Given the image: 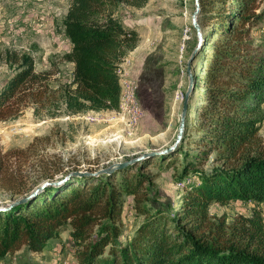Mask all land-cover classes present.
Listing matches in <instances>:
<instances>
[{
    "label": "trees",
    "instance_id": "trees-1",
    "mask_svg": "<svg viewBox=\"0 0 264 264\" xmlns=\"http://www.w3.org/2000/svg\"><path fill=\"white\" fill-rule=\"evenodd\" d=\"M148 1L70 0L62 27L71 45L64 56L73 64L71 83L52 89L49 74L37 72L30 57L11 58L16 71L0 85V122L16 120L27 105L37 119L117 111L121 65L139 44L136 30L123 27L117 13L122 5L140 9ZM258 1L198 0L202 37L192 61L201 57V63L190 70L198 96L196 140L175 153L182 161L174 179L183 190L174 213L152 204L146 190L155 176L145 173L147 167L163 171L173 155L147 157L104 178L71 176L0 207V260L22 247L43 251L69 225L81 248L79 264H264L258 217L232 227L209 214L215 204L264 202V154L254 118L264 104V53L253 42L262 18ZM8 184L16 190L10 204L39 186L23 191ZM124 198L143 221L121 243Z\"/></svg>",
    "mask_w": 264,
    "mask_h": 264
},
{
    "label": "rangeland",
    "instance_id": "rangeland-1",
    "mask_svg": "<svg viewBox=\"0 0 264 264\" xmlns=\"http://www.w3.org/2000/svg\"><path fill=\"white\" fill-rule=\"evenodd\" d=\"M258 2L262 18L253 42L264 53V0ZM69 3L70 0H0V85L16 71L11 58L18 60L23 56L33 60L37 72L49 74L52 89L71 83L73 64L64 59L71 45L62 27ZM195 5V0H149L140 9L119 7L117 17L123 27L134 29L139 35V49L128 55L120 73L122 91L133 93L138 112L131 104L121 102L117 111L37 119L27 105L16 120L0 122V167L4 178L0 184V207L16 197L9 182L24 191L42 185L48 178L57 180L74 173H99L104 178L126 162L173 155L163 171L147 167L145 173L155 176L153 185L146 190L152 204L174 213L173 207L178 206L183 190V184L174 179V166L179 170L182 161V156L175 153L196 140L192 126L197 118L198 96L192 90L184 130L177 142L189 84L187 70L201 63V57L189 61L197 45L191 23ZM254 118L264 154V104ZM144 154L147 157H142ZM211 165L210 158L204 169ZM209 214L214 221L221 219L232 227L258 217L264 233V202L215 204ZM142 221L131 200L124 198L119 242L128 240ZM71 231L65 225L43 251L34 253L22 247L0 260V264H79L81 248L72 239Z\"/></svg>",
    "mask_w": 264,
    "mask_h": 264
},
{
    "label": "water",
    "instance_id": "water-1",
    "mask_svg": "<svg viewBox=\"0 0 264 264\" xmlns=\"http://www.w3.org/2000/svg\"><path fill=\"white\" fill-rule=\"evenodd\" d=\"M196 2V5H195V11L193 12L192 16H191V23H192V26L193 28L195 29L196 31V34H197V45H196V48L194 49L191 57H190V60L189 61H192L193 58H194V54L195 52L197 51V48L199 47L200 45V42H201V31H200V27L197 23V15H198V12H199V3H198V0H195ZM187 73H188V76H189V84H188V88H187V91L185 93V96H184V100H183V104H182V110H181V114H180V120H179V125H178V136H177V142L181 139V135L183 133V130H184V124H185V117H186V113H187V109H188V99H189V96H190V93L192 92L193 90V77L191 75V72L190 70L188 69L187 70ZM147 154H144L142 157H147L146 156ZM149 156H151V154H149ZM140 161V158L139 159H136V160H133V161H129V162H126L124 164H121L119 166H116L115 167V170H119L121 168H124L126 166H129L131 164H136L137 162ZM111 172V171H110ZM108 172V174L110 173ZM88 173H84L83 175H87ZM99 174V173H98ZM97 173H91V175H93L94 177L95 176H98ZM71 175H74V176H81V173H74V174H70L58 181H55V182H45L43 183L42 185H40L39 187H37L36 189H34L29 195H27L26 197L24 198H21L11 204H9L7 206V208H10V207H13L14 205H17V204H20V203H23L25 202L26 200L34 197V196H37L46 186L48 185H59V184H63Z\"/></svg>",
    "mask_w": 264,
    "mask_h": 264
},
{
    "label": "built area",
    "instance_id": "built-area-1",
    "mask_svg": "<svg viewBox=\"0 0 264 264\" xmlns=\"http://www.w3.org/2000/svg\"><path fill=\"white\" fill-rule=\"evenodd\" d=\"M121 102L123 104V102H126L127 104H131V106H133V109H135L136 112H138V109L136 108L135 104H134V96H133V93L131 92L130 94H125L123 91H122V88H121V93H120V104L119 106H121Z\"/></svg>",
    "mask_w": 264,
    "mask_h": 264
},
{
    "label": "crops",
    "instance_id": "crops-1",
    "mask_svg": "<svg viewBox=\"0 0 264 264\" xmlns=\"http://www.w3.org/2000/svg\"><path fill=\"white\" fill-rule=\"evenodd\" d=\"M138 49H139V46H137V48L132 52V54H133L134 52H136ZM1 260H2V259H1Z\"/></svg>",
    "mask_w": 264,
    "mask_h": 264
}]
</instances>
